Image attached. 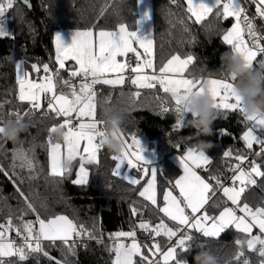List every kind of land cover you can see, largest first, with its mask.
<instances>
[{
	"label": "trees",
	"instance_id": "obj_1",
	"mask_svg": "<svg viewBox=\"0 0 264 264\" xmlns=\"http://www.w3.org/2000/svg\"><path fill=\"white\" fill-rule=\"evenodd\" d=\"M151 1L157 67L173 54L181 57L191 54L194 60L189 65L188 75L195 71L203 78H220L223 59L231 53V47L224 43L222 35L235 23V18L217 17L214 10L198 23L187 11L186 0H175V3L173 0ZM0 2L6 3V0ZM24 2L30 4L31 10ZM139 17L138 0H13L12 7L6 9L4 14L8 35L0 36V124L19 119L23 128L15 140L0 135V225L11 217L13 229L10 230V237L20 243L21 238L16 236L15 227L24 220L35 221L36 213L26 210L20 192L37 208L41 218L68 216L77 225H83L93 238L88 234L79 236L74 255L60 241H42L50 257L57 260L66 258L67 264H111L114 254L111 252L110 240L114 238H110V234L118 231L134 229L136 238L146 239L150 246L154 240L159 241L164 248L169 238L156 237L150 231L140 229L139 224L143 221L155 227L163 220L174 229L177 226L159 211L158 206L139 195L149 175H143L136 168L134 173L139 184H131L115 175L117 161L112 157L116 155L106 146L99 150L98 164H87L89 176L86 184L73 183L76 163L62 178L50 174L49 129L60 119L47 113L43 107L32 110L31 105L19 100L16 63L23 60L29 71L33 70V64L40 68L48 64L51 69H55L54 38L57 31L88 28L94 31L116 30L120 23L132 31L137 29ZM127 77L122 86H96L97 118L102 121L114 120L129 142L133 135L139 140L157 142L162 160L157 170L159 206H162L163 191L173 188L169 182H174L181 174L179 167L170 160L172 154L184 153L189 147L205 151L211 162L204 168L202 175L210 180L213 176H219L222 181L227 176V168L238 163L235 159L237 154L247 158L259 146L254 144L252 149H248L241 139L251 123L238 111L218 110L211 135H201L191 127L194 117L190 113L186 114L183 127H175L177 115L170 96L159 86L138 89ZM61 78L69 79L67 71L61 72L58 79ZM70 83H75L78 88L79 82L75 78ZM65 87L68 86L62 83L59 90ZM136 91L141 93L139 97L133 96ZM165 108L168 111H164ZM261 135L264 136V132ZM51 138L62 142L58 132L51 133ZM205 142H209L210 146L201 148L200 145ZM229 150L233 155L225 157L223 153ZM25 156L32 161L33 169L21 166ZM252 160L261 164V170L264 171V155L254 154ZM256 179L257 184L250 185L242 196V201L250 207L264 206V178ZM226 203L221 193L211 194L207 211L216 215ZM133 208L137 210L135 214ZM181 229L192 235V252L185 253L177 248V255L186 257L189 264L202 249L211 252L219 264H243L245 259L249 264H261L264 261L257 251L247 248L246 242L243 245L235 243L237 239L246 241V234L234 228L227 229L216 238L204 237L194 229ZM147 249L142 243V250L147 253ZM238 252H243V255L237 259ZM147 254L155 262L151 253ZM6 264H55V261L49 260L43 253L28 252L25 260L11 257L6 260ZM160 264H163L161 260Z\"/></svg>",
	"mask_w": 264,
	"mask_h": 264
},
{
	"label": "snow or ice",
	"instance_id": "obj_2",
	"mask_svg": "<svg viewBox=\"0 0 264 264\" xmlns=\"http://www.w3.org/2000/svg\"><path fill=\"white\" fill-rule=\"evenodd\" d=\"M173 2L175 3V0ZM12 3L13 0H8L6 5L0 3V16L5 14L6 8L12 7ZM214 10L217 17H234L236 20L222 35L224 43L231 47V52L241 56L250 67H264V44L260 43L262 37L256 31L253 20L247 15L243 16L245 24L241 25L240 20L245 9L239 0H214L212 6L204 0H187V11L198 23L204 21ZM256 13L264 18V0H258ZM144 18H148V13H145ZM245 28L247 35L252 37V46L245 40ZM5 35L8 33L3 25H0V36ZM54 44L57 67L51 69L48 64H43L42 68L46 75L39 82L28 79V73L23 71L21 63L16 64L19 100L27 101L32 110H39L46 106L47 113L60 119L59 123L52 125L49 129L48 158L51 175L62 178L66 171L65 161L72 163L79 158V169L73 183L86 184L88 182L89 171L85 164L99 163L98 151L104 146L106 135L105 127H103L104 121L97 118L96 86H122L125 84V73L128 71L133 75L127 79H130L131 84L138 89H154L159 86L164 93L170 96L173 110L177 115L175 127H183L185 124V117L181 115V101L194 93L202 94L207 91L214 101V107L218 110L243 113L245 118L253 123V126L242 134L241 139L248 149H252L254 144L259 145L260 151L255 155H264V136L257 134L258 128H264V116H249L244 113L241 98L235 94L231 80L203 77L195 79L186 75L189 65L194 60L191 54L185 57L173 54L157 67L153 39L139 36L136 30L130 31L124 23H120L117 30L94 31L92 28L77 30L72 43L68 46H65L61 35L57 33ZM136 45L142 49V52ZM129 53L135 54L136 63L134 65L124 59ZM258 56L260 59H257ZM66 61H74L75 65L72 68H66ZM254 62H256L255 65ZM32 68L37 69V65L33 64ZM61 70L68 73L69 79L61 78L60 82L70 88L69 94L56 90V80L60 77ZM222 72L223 65L220 74ZM73 78L78 80V88L70 83ZM140 94L136 91L133 96L139 97ZM164 111L168 109L165 108ZM74 120L76 123L73 122ZM2 131L3 128L0 127V132ZM57 132L60 133L62 143L59 140L53 141L51 138V133ZM120 138L124 144V150L119 156L112 157L114 161H117L114 174L121 175L120 169L126 163L127 167L137 168L145 175H150V179L147 180L139 195L152 205L158 206L159 211L165 217L178 225L176 229H173L161 220L153 227L142 221L139 224L140 229L150 231L154 236L163 234L171 239L177 237L180 227H186L202 233L204 237L216 238L231 226L246 234V241L237 239L235 241L237 245H243L246 242L249 250L257 251L260 256L264 257V206L250 207L247 202L242 201L246 188L257 184L256 177L264 178L261 164L252 160L249 166L244 168L239 162L244 161L246 157L237 154L235 159L238 163L232 166L235 175L231 177L230 186H225L219 176L211 177L216 185L222 188L223 196L232 205L225 206L218 214L212 215L207 211L206 206L211 198L210 194H214L213 185L196 171L197 168L209 165L211 158L205 151L189 147L180 156L183 174L174 182H169L173 184V188L163 191L162 206H159L157 170L153 167H143V165H149L150 162L143 155L145 149L141 140L133 135L129 142L122 133H120ZM223 155L231 157L233 153L229 150ZM21 166L34 168L32 161L26 156ZM67 170L70 171L71 167ZM127 179L131 184L140 183L138 179L130 176ZM236 182H239V186ZM174 190H178V193L174 194ZM20 195L24 198L26 210L36 213V219L35 221L24 220L21 225L15 227L16 236L21 238L20 243L8 238V232L13 229L11 217H8L5 224L0 225V264H6L5 258L11 257H18L23 261L28 252L43 253L49 260L55 261V264H67L66 258L57 260L55 257H50L49 253L44 250L42 241H60L68 252L74 255L76 246L74 237L88 234L90 238H93L83 225H77L66 215L41 218L37 208L29 202L28 197L24 196L23 192H20ZM132 211L135 214L137 210L133 208ZM253 229H258V233L253 235ZM110 238L115 239L112 247L114 257L111 264H160V260L153 262L147 253L153 256L159 253L163 264H184L187 259L178 257L177 248L185 253L192 252L190 233L181 232L175 241V246L168 247L166 251L161 249L159 243H156L147 249V253L138 243L134 229L112 233ZM126 239L130 240V243H125ZM242 255L243 252H238L236 258ZM243 264H249L248 260L245 259ZM261 264H264V261Z\"/></svg>",
	"mask_w": 264,
	"mask_h": 264
},
{
	"label": "clouds",
	"instance_id": "obj_3",
	"mask_svg": "<svg viewBox=\"0 0 264 264\" xmlns=\"http://www.w3.org/2000/svg\"><path fill=\"white\" fill-rule=\"evenodd\" d=\"M190 75L195 79L200 78L195 71ZM233 77L235 79H232ZM220 78L232 81L234 92L241 98L242 108L246 115L264 116V67H250L241 56L231 52L223 59V72ZM180 109L183 117L188 113L193 115L191 127L199 134L211 135L212 124L218 115V109L214 107V101L207 91L202 94L194 93L183 99ZM104 123L106 131L104 146L119 156L124 150V144L120 138L121 130L114 120H107ZM0 127L3 128L0 135L9 140H15L23 125L19 120H8L0 124ZM205 146H210V143L205 142L200 145L201 148ZM64 167H71V162L65 161ZM184 264H189V262L185 261ZM192 264H219V262L211 252L202 249L193 256Z\"/></svg>",
	"mask_w": 264,
	"mask_h": 264
},
{
	"label": "rangeland",
	"instance_id": "obj_4",
	"mask_svg": "<svg viewBox=\"0 0 264 264\" xmlns=\"http://www.w3.org/2000/svg\"><path fill=\"white\" fill-rule=\"evenodd\" d=\"M210 2L211 0H204V2L205 3H207L208 4V2ZM7 2H8V0H6V3H3V4H7ZM1 3V2H0ZM138 4H139V13H140V17H139V23H138V27H137V29H136V31H137V33H138V35L139 36H141V37H145V34H146V32L148 31V33L150 34V37H151V39H153V21H152V1L151 0H138ZM214 4V0H212V5ZM6 9H8V8H6ZM145 13H148V18H144V15H145ZM235 22H236V20H235ZM0 25H3V27H4V30L6 31L7 29H6V26H5V21H4V15L3 16H0ZM6 36V35H5ZM1 37H4V36H1ZM62 37V36H61ZM63 39V38H62ZM145 39H147V38H145ZM63 41H64V44H65V40L63 39ZM138 49H139V47H138ZM139 51H140V49H139ZM56 60V59H55ZM21 63V67H22V69H23V71L24 72H26V73H28V79H31V80H33V81H36V82H39L45 75H46V73L43 71V68L41 67H39V66H37V69H33L32 71H29V70H27L26 69V67H25V63H24V61L23 60H19V61H17V63ZM16 63V64H17ZM66 63V62H65ZM72 63H70V64H66V68H69L70 66L72 67L73 65H75V64H72ZM69 66V67H68ZM50 67V66H49ZM56 67H57V65H56ZM53 69V68H52ZM63 70H61V72H62ZM61 72H60V74H61ZM17 73H18V69H17V67H16V75H17ZM186 75H188L187 74V72H186ZM190 75V74H189ZM60 78V77H59ZM207 78H218V77H207ZM57 81V80H56ZM75 84V83H74ZM69 88V87H68ZM18 89H19V84H18ZM56 90H57V92H61V90H58V88L56 87ZM68 92V91H67ZM24 102H26V103H28L27 101H24ZM29 104V103H28ZM30 105V104H29ZM231 111V110H230ZM250 127H252L253 126V123L250 121ZM264 132V128H258L257 129V134L258 135H261V133H263ZM121 133V132H120ZM141 140V143H142V146H143V148L145 149V151H144V153H143V155H144V157H145V159L146 160H148L149 162H150V164L149 165H143L144 167H146V168H154L155 167V165H156V163H157V161H158V152H157V147H156V145H157V142L156 141H151V140H149V139H140ZM63 142V141H62ZM61 142V143H62ZM82 147H83V142H82ZM103 147V146H102ZM101 147V148H102ZM100 148V149H101ZM99 152V151H98ZM206 153V152H205ZM207 154V153H206ZM208 155V154H207ZM209 156V155H208ZM98 159H99V153H98ZM73 163H76L77 164V170H76V174H77V172H78V169H79V164H80V161H79V158H77L76 160H74V161H72V163H71V165L73 164ZM87 164L88 163H86L85 164V167H87ZM247 168V167H246ZM66 169V171H68L67 169H69V168H65ZM136 168H130V167H127V165H126V163H125V165H122V167H121V169H120V172H121V175H119L120 177H122V178H124V179H126L127 181H129L128 179H127V177H132V178H135V179H138V177L135 175V173H134V170H135ZM198 170H199V168H197ZM65 171V172H66ZM143 175H145L144 173H143ZM256 178H258V177H256ZM75 179H76V176H75ZM207 179V178H206ZM208 180V179H207ZM225 186H230L231 185V183L230 184H227V183H225L224 184ZM250 186V185H249ZM248 186V187H249ZM247 187V188H248ZM246 188V189H247ZM215 193V192H214ZM221 194H222V196H223V193H222V189H221ZM224 197V196H223ZM225 198V200L227 201V198L226 197H224ZM227 202H229L230 203V201H227ZM231 204V203H230ZM170 227V226H169ZM229 228H232L231 226L230 227H228V228H226L224 231H226L227 229H229ZM174 229V228H173ZM223 231V232H224ZM258 231L259 230H257V233H258ZM222 232V233H223ZM221 233V234H222ZM256 233V234H257ZM178 235V234H177ZM160 236H163V234H161ZM156 237H158V236H156ZM8 238L9 239H12L11 237H10V231L8 232ZM176 237H173V238H171V239H169L170 241H169V243H168V245L166 246V247H164V248H162L161 247V249L162 250H164V251H166L167 250V248L168 247H173V246H171L170 245V243H171V241L173 240V239H175ZM137 239V241H138V243H140L141 245H142V243L140 242V239H138V238H136ZM17 242V241H16ZM156 243H159V241H156V240H154L153 242H152V246H153V244H156ZM159 245H160V243H159ZM145 246L147 247V248H150V247H152V246H150V245H148V243H146L145 244ZM152 255V254H151ZM160 256V254L159 253H157L155 256ZM153 256V255H152ZM155 256H153V258L155 257ZM7 259H9V258H5V261L7 260ZM159 260H161V262L163 263V261H162V257L160 256V259Z\"/></svg>",
	"mask_w": 264,
	"mask_h": 264
},
{
	"label": "built area",
	"instance_id": "obj_5",
	"mask_svg": "<svg viewBox=\"0 0 264 264\" xmlns=\"http://www.w3.org/2000/svg\"><path fill=\"white\" fill-rule=\"evenodd\" d=\"M239 3L241 4V6L245 9V12L242 14V17H241V20H240V23L241 25L243 26L245 24L244 20H243V16L244 15H247L251 20H253V23L256 25V31L260 34V37H262L260 43L261 44H264V18L260 17L257 13H256V6H257V3H258V0H239ZM245 40L249 42V45H251V41H252V37L248 36L247 35V29L245 28ZM126 62H128L129 64H135L136 63V60H135V54L134 53H129L128 56L126 58H124ZM133 75L130 71L126 72L125 73V76H131ZM191 76V75H189ZM73 80V79H72ZM71 80V81H72ZM43 109L45 111L46 110V106L43 107ZM74 123H76V121L74 120L73 121ZM260 149V146L257 147V149L252 152V154L247 157L244 161L242 162H239L241 163V166L246 168L249 166V162L251 161L252 157L254 156V154L256 153V151H258ZM236 163H234L233 165H235ZM233 165H231L230 167L227 168V176L222 180V183L225 184H232V180H231V177L233 175H235V170L234 168L232 167ZM205 171L204 168H201L200 169V172L201 174H203V172ZM208 182L211 183L213 185V191L215 193H221V187L220 186H217L215 184V182H213L212 180L208 179ZM236 185L239 186V182H236ZM225 206H232L230 203H226ZM224 206V207H225ZM238 215L240 214L239 212L237 213ZM182 230H180V232H178V235L177 237L175 238V240H173L170 245L171 246H175V241L178 239L179 235L181 234ZM76 242H79L80 241V238L79 237H76L75 238ZM140 242L143 243V244H146L148 243V241L146 239H140ZM115 243V239H111L110 240V244H111V252L114 254V252L112 251V247ZM125 243H130V240H125ZM160 259V256H155L154 257V261L156 260H159Z\"/></svg>",
	"mask_w": 264,
	"mask_h": 264
},
{
	"label": "crops",
	"instance_id": "obj_6",
	"mask_svg": "<svg viewBox=\"0 0 264 264\" xmlns=\"http://www.w3.org/2000/svg\"><path fill=\"white\" fill-rule=\"evenodd\" d=\"M186 2H187V0H186ZM208 2V1H207ZM208 4H209V6H212V0L210 1V2H208ZM117 30V29H116ZM75 32L76 31H72V30H60V31H57L56 32V34L57 33H59L61 36H62V38L65 40V46H68V45H70L71 43H72V38H73V36H74V34H75ZM55 34V35H56ZM143 38H147V39H151V37H150V34L148 33V31L146 32V34H145V37H143ZM55 45V44H54ZM136 47L138 48V45H136ZM139 50V49H138ZM140 51L142 52V49H140ZM55 58H56V49H55ZM119 59V58H118ZM70 64V63H72V64H75V62L74 61H66V64ZM71 64V65H72ZM74 66V65H73ZM69 67V66H68ZM60 80L61 79H58L57 78V81H56V87L58 88V90L59 89H61V85H62V82H60ZM126 81V80H125ZM68 91V92H67ZM61 92H63V93H65V94H69L70 93V88H68V87H65L64 89H62V91ZM191 114V113H190ZM100 150V149H99ZM157 152H158V161H157V163H156V165H155V169L156 170H158V167H159V164L161 163V159H160V155H159V151H158V149H157ZM99 153V152H98ZM183 153H174V154H172L171 155V157H170V160L176 165V166H178L179 167V169L181 170V174L180 175H182L183 174V168H182V165H181V163H180V156L182 155ZM144 167V166H143ZM206 167V166H205ZM205 167H202V168H205ZM200 169L201 168H199V170L198 169H196V171L201 175V176H203L202 174H201V172H200ZM179 175V176H180ZM204 177V176H203ZM205 178V177H204ZM149 179H150V175H149ZM206 179V178H205ZM207 180V179H206ZM178 193V190H176V191H174V194H177ZM210 196H211V194H210ZM144 198V197H143ZM145 199V198H144ZM211 199V198H210ZM209 202H210V200H209ZM208 202V203H209ZM229 203V202H228ZM176 223V222H175ZM176 226L178 227V225H177V223H176ZM176 227V228H177ZM183 228V227H182ZM185 228V227H184ZM232 228H234V227H232ZM235 229V228H234ZM182 230V229H181ZM257 230L258 229H253V235H255L256 233H257ZM14 240V239H13Z\"/></svg>",
	"mask_w": 264,
	"mask_h": 264
},
{
	"label": "water",
	"instance_id": "obj_7",
	"mask_svg": "<svg viewBox=\"0 0 264 264\" xmlns=\"http://www.w3.org/2000/svg\"><path fill=\"white\" fill-rule=\"evenodd\" d=\"M24 5H26V6H28L29 8H30V10H31V6H30V4L29 3H27V2H24ZM73 67V66H72ZM71 66L69 67V68H72Z\"/></svg>",
	"mask_w": 264,
	"mask_h": 264
}]
</instances>
